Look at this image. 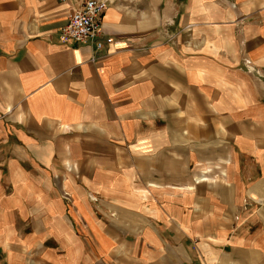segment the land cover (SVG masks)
Returning <instances> with one entry per match:
<instances>
[{
    "label": "crops",
    "instance_id": "crops-1",
    "mask_svg": "<svg viewBox=\"0 0 264 264\" xmlns=\"http://www.w3.org/2000/svg\"><path fill=\"white\" fill-rule=\"evenodd\" d=\"M0 0V264H264V0Z\"/></svg>",
    "mask_w": 264,
    "mask_h": 264
},
{
    "label": "built area",
    "instance_id": "built-area-1",
    "mask_svg": "<svg viewBox=\"0 0 264 264\" xmlns=\"http://www.w3.org/2000/svg\"><path fill=\"white\" fill-rule=\"evenodd\" d=\"M78 5L73 7L68 19L61 27V34L74 42L90 41L94 46L91 61H99L102 56L97 55L102 49L100 27L102 14L108 5V0H77Z\"/></svg>",
    "mask_w": 264,
    "mask_h": 264
}]
</instances>
